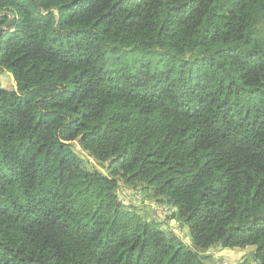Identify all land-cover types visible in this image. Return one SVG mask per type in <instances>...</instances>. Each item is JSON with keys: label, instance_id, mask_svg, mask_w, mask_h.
I'll use <instances>...</instances> for the list:
<instances>
[{"label": "trees", "instance_id": "trees-1", "mask_svg": "<svg viewBox=\"0 0 264 264\" xmlns=\"http://www.w3.org/2000/svg\"><path fill=\"white\" fill-rule=\"evenodd\" d=\"M3 74L0 264H264V0H0Z\"/></svg>", "mask_w": 264, "mask_h": 264}, {"label": "rangeland", "instance_id": "rangeland-1", "mask_svg": "<svg viewBox=\"0 0 264 264\" xmlns=\"http://www.w3.org/2000/svg\"><path fill=\"white\" fill-rule=\"evenodd\" d=\"M0 79L2 81V85L5 88L10 89L13 87L14 80L10 75L7 74L0 75ZM121 191H122L121 195L123 196L124 195L134 196V198H132L134 202L140 201V196L138 192H136L134 189L122 188ZM152 204H154L155 206L154 210H156L155 212H157L158 216H160L159 214H161V216L167 215L171 213V211L173 210L172 208L169 209L162 204L153 203V202ZM158 207H160V209ZM165 226L167 225L165 224ZM171 229L173 231H176L180 236H182L185 240H187V238L185 237V229H179L177 226H171ZM210 254L215 264H223V263L224 264H258L257 261L255 262L252 259L251 257L252 253L250 255L249 253L244 251V249L239 251H231V250L216 248L210 250Z\"/></svg>", "mask_w": 264, "mask_h": 264}, {"label": "built area", "instance_id": "built-area-1", "mask_svg": "<svg viewBox=\"0 0 264 264\" xmlns=\"http://www.w3.org/2000/svg\"><path fill=\"white\" fill-rule=\"evenodd\" d=\"M151 205H152V207H153V211H154V213H155V215L158 217V218H160V219H164V218H166L167 216H169L171 213H169V214H167V215H164V216H161V214H159L160 216H158V214H157V212H155L156 210H154V204H152L151 203ZM159 209H160V207H158ZM172 212V211H171Z\"/></svg>", "mask_w": 264, "mask_h": 264}]
</instances>
